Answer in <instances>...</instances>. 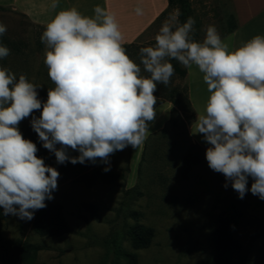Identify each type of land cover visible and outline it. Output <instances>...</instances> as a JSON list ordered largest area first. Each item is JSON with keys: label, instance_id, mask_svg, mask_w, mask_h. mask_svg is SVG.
<instances>
[{"label": "clouds", "instance_id": "9594fccd", "mask_svg": "<svg viewBox=\"0 0 264 264\" xmlns=\"http://www.w3.org/2000/svg\"><path fill=\"white\" fill-rule=\"evenodd\" d=\"M53 8L58 7L54 0ZM93 16L75 7L60 10L47 22L40 40L44 64L54 84L43 103L25 74L0 67V207L4 215L31 220L35 210L53 199L59 172L38 158L37 146L25 139L18 124L34 110L31 127L57 163H109L127 146L139 147L154 121L157 85L167 86L175 75L171 60L203 73L209 97L197 116L208 166L225 176L243 199L247 191L264 200V36L256 35L230 51L214 25L202 42L191 38L193 17L179 22V10L167 18L154 46L141 47L140 63L123 46L116 18L99 5ZM136 14L143 10L136 8ZM7 26L0 23V37ZM10 49L0 43V59ZM143 71L149 76L141 75ZM61 147L57 148L56 145ZM68 149L79 152L70 156ZM110 167L104 169L109 171ZM253 179L248 189V178Z\"/></svg>", "mask_w": 264, "mask_h": 264}, {"label": "rangeland", "instance_id": "374dc122", "mask_svg": "<svg viewBox=\"0 0 264 264\" xmlns=\"http://www.w3.org/2000/svg\"><path fill=\"white\" fill-rule=\"evenodd\" d=\"M188 5L187 15L179 7H169L150 27L146 38L125 47L126 54L139 64V49L154 46L162 23L176 10H179L181 24L188 17L195 19L191 38L199 42L205 38L209 25L217 28L221 39L235 27L229 0H188ZM0 23L7 26L0 43L10 49L9 56L0 59V67L15 73L17 79L20 74H25L39 87L37 98L43 105L48 90L54 88L44 64L45 44L40 40L46 25L3 7H0ZM170 62L174 69H186L176 60ZM141 68V75L149 76L142 65ZM154 95L157 97L156 116L154 121L148 122L145 142L136 149L129 145L114 152L107 164L99 158L95 163L87 160L83 164L57 163L54 153L42 146L31 127L32 117L39 118L42 108L34 110L18 124L22 136L39 146L45 165L59 172L53 199L45 200V204L61 205L69 226V232L63 236L41 237L33 228L40 209L35 210L31 220L5 215L4 239H22L42 248L37 257L26 264H130L127 254H136L137 264H202L215 255L211 219L236 200L240 202L242 212L234 229L242 246L238 258H247L252 264H264V200L251 191L240 199L230 182L225 188V176L208 166V147L193 143L189 134L191 123L186 114L172 111L169 100L183 104L186 100V78L175 69L171 82L167 86L158 84ZM68 154L79 155V152L68 149ZM196 155L200 158L198 164L193 163ZM106 167H110L107 172L123 174L125 179L103 182L97 172H105ZM253 182L249 177L248 189ZM87 205L96 208L95 218ZM134 212L142 216L136 217ZM136 224L154 229L150 247L133 248L128 231Z\"/></svg>", "mask_w": 264, "mask_h": 264}, {"label": "crops", "instance_id": "0c3cea01", "mask_svg": "<svg viewBox=\"0 0 264 264\" xmlns=\"http://www.w3.org/2000/svg\"><path fill=\"white\" fill-rule=\"evenodd\" d=\"M235 19V28L222 38L230 51L242 46L256 35L264 36V0H229ZM54 0H0V7L11 8L26 15L31 21L46 25L60 10L75 7L85 16H93L96 5L104 8L116 18L123 34V45L138 43L146 38L148 30L169 8L168 0H58V7L53 8ZM143 10L136 14V8ZM188 96L197 116L205 111L209 97L203 73L193 65L186 68ZM173 107V106H172ZM193 143L210 147L203 134L196 132V121L189 127Z\"/></svg>", "mask_w": 264, "mask_h": 264}, {"label": "trees", "instance_id": "16d2710c", "mask_svg": "<svg viewBox=\"0 0 264 264\" xmlns=\"http://www.w3.org/2000/svg\"><path fill=\"white\" fill-rule=\"evenodd\" d=\"M169 7H179L183 14L189 13L188 0H168ZM235 28V27H234ZM131 44L124 47H130ZM182 78L187 75V70H181L175 68ZM173 105L172 111H180L186 114L188 122L191 124L196 121V113L191 104L189 96L187 95L184 104L178 101L169 100ZM191 112L189 116L188 113ZM37 146V157L42 158L43 153L39 146ZM54 160H56L55 154H53ZM78 156L74 154L73 157ZM54 161V163H55ZM200 158L198 155L194 157L193 163L198 164ZM100 179L105 183H113L116 181H122L125 179L123 174H114L110 172H97ZM240 202L238 200L231 201L227 206V209L213 217L210 225L214 229V248L215 255L212 259L204 261L202 264H252L247 258H238V255L242 251L241 243L236 239L234 235V229L238 226L242 212L240 210ZM88 209L92 211L93 217H96V208L93 205H87ZM4 209L0 207V262L2 264H26L34 260L41 246L27 242L22 239H4L2 236L3 221L5 219ZM136 217H141L139 212L133 213ZM34 231L41 237H60L69 232V226L63 214V208L58 204L46 205L45 208L40 209L37 213L34 223ZM131 244L134 249H146L150 247L152 240L155 236L153 228L145 227L141 224H136L128 231ZM130 264H137L136 254H127ZM34 264H46V263H34Z\"/></svg>", "mask_w": 264, "mask_h": 264}]
</instances>
